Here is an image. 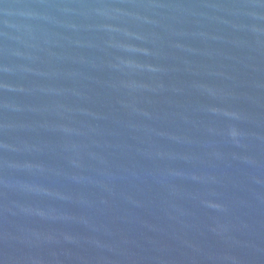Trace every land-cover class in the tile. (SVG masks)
Masks as SVG:
<instances>
[{
    "label": "water",
    "instance_id": "obj_1",
    "mask_svg": "<svg viewBox=\"0 0 264 264\" xmlns=\"http://www.w3.org/2000/svg\"><path fill=\"white\" fill-rule=\"evenodd\" d=\"M0 264H264V0H0Z\"/></svg>",
    "mask_w": 264,
    "mask_h": 264
}]
</instances>
